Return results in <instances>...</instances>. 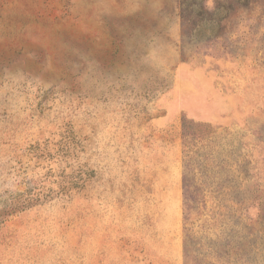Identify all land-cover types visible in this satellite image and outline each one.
<instances>
[{"label": "rangeland", "instance_id": "1", "mask_svg": "<svg viewBox=\"0 0 264 264\" xmlns=\"http://www.w3.org/2000/svg\"><path fill=\"white\" fill-rule=\"evenodd\" d=\"M0 264H264V0H0Z\"/></svg>", "mask_w": 264, "mask_h": 264}, {"label": "trees", "instance_id": "2", "mask_svg": "<svg viewBox=\"0 0 264 264\" xmlns=\"http://www.w3.org/2000/svg\"><path fill=\"white\" fill-rule=\"evenodd\" d=\"M186 179L183 180V194H184V199L189 200L190 199V191L186 185ZM199 208H193L189 204H185L184 207V231H185V241H184V254H185V259L189 258V256L192 254V248L193 246L195 247L197 244H193V238L191 236V226L193 224V215L198 216L199 215Z\"/></svg>", "mask_w": 264, "mask_h": 264}, {"label": "crops", "instance_id": "3", "mask_svg": "<svg viewBox=\"0 0 264 264\" xmlns=\"http://www.w3.org/2000/svg\"><path fill=\"white\" fill-rule=\"evenodd\" d=\"M166 123H167V121H166Z\"/></svg>", "mask_w": 264, "mask_h": 264}]
</instances>
